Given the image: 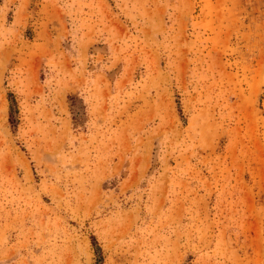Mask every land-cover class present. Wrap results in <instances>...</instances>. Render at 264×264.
Here are the masks:
<instances>
[{
  "label": "rangeland",
  "instance_id": "obj_1",
  "mask_svg": "<svg viewBox=\"0 0 264 264\" xmlns=\"http://www.w3.org/2000/svg\"><path fill=\"white\" fill-rule=\"evenodd\" d=\"M0 264H264V0H0Z\"/></svg>",
  "mask_w": 264,
  "mask_h": 264
}]
</instances>
